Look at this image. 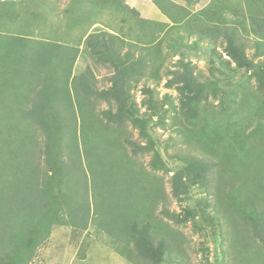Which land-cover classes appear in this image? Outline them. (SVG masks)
<instances>
[{
	"label": "trees",
	"instance_id": "1",
	"mask_svg": "<svg viewBox=\"0 0 264 264\" xmlns=\"http://www.w3.org/2000/svg\"><path fill=\"white\" fill-rule=\"evenodd\" d=\"M66 1L57 13L54 4L59 0H0V264H28L54 226L85 230L90 223L97 232L103 231L99 222L97 226L91 219L87 186L79 191L81 195L76 192L84 169L81 159L101 147V132L113 136L112 142L104 146H117L118 140L124 156L133 160L149 156L146 164L151 170L170 173L148 131L154 117L159 125H164L161 116L169 110L164 107L170 97L165 95L161 102L154 101L153 90L144 86L145 99L137 105L132 93L135 84L142 79L157 84L163 71L168 78L165 87L177 91L178 111L193 127L201 102L207 101L209 95L208 84L196 80L190 61L179 59L173 70L164 68L167 52L161 46L166 40L167 50L178 56L188 38L194 37L191 51L202 39L210 38L217 43L212 52L221 50V65H233L235 71H245L254 78L255 93L264 102V62H254L264 57V0H243L242 4L210 0L198 11L191 8L202 0H179L181 4L153 0L169 24L142 19L137 9L124 5V0ZM104 12L111 14L115 28L97 21ZM53 17L62 23L65 17L70 18V27L88 23L91 32L82 37L78 34L69 42L62 38L65 44L32 42L30 36L41 37L34 25L52 21ZM96 25L112 29L113 34L100 31L98 35ZM5 32L11 34L4 37ZM248 36L255 48L252 58L247 56L242 41ZM123 48L126 49L120 54ZM80 50L91 59L93 67L106 65L111 70L108 88H96L90 66L73 74ZM99 103L109 107L98 111ZM66 107L67 111L62 109ZM140 108L144 113H140ZM170 109H174L171 103ZM128 125L137 130L144 143L132 140ZM195 132L194 128L187 130L189 144L195 140ZM201 146L206 149L203 143ZM211 167L212 163L195 157L186 160V166L170 177L175 197L186 194V180L192 185L202 183L206 169ZM72 169L77 170L76 178ZM109 172L103 170L93 182L98 183L94 187L96 193L106 190L104 183ZM253 195L249 199L242 195L244 200L236 198L241 205L232 217L236 230L227 240V250L222 251V255H232L231 264H264V208L260 207L261 197ZM14 211L21 216L8 219L6 216ZM163 212H167L165 208ZM106 213L101 211L100 216ZM187 214L194 216L193 212ZM142 215L140 220L139 214L133 213L122 228L105 232L115 236L114 250L124 258L126 253L129 263L162 264L171 245L152 235L149 220L153 213L150 219V215ZM169 264L181 263L174 260Z\"/></svg>",
	"mask_w": 264,
	"mask_h": 264
},
{
	"label": "rangeland",
	"instance_id": "2",
	"mask_svg": "<svg viewBox=\"0 0 264 264\" xmlns=\"http://www.w3.org/2000/svg\"><path fill=\"white\" fill-rule=\"evenodd\" d=\"M170 1L181 4L179 0ZM208 1L210 0H202L191 9L198 11ZM232 1L243 3V0ZM66 2L59 0L54 4L57 13L65 7ZM152 2L153 0H124V5L137 9L142 19L169 24L162 10L156 8ZM111 17L110 13L104 12L97 21L100 24L110 23L111 27H114ZM226 18L231 19V15L226 14ZM68 20L70 18L65 17L62 23L53 17L52 21L34 25L35 31H39L41 37L30 36L31 41L39 45L43 44L42 42L65 44L62 38L69 42L78 34V37L90 34V26H86L88 23L80 25L81 27H78L79 23H74L70 27L71 22L67 23ZM106 20L108 22H105ZM66 27L68 29H65ZM98 27V35L100 31L113 34L110 28L105 30L103 26ZM54 30L58 31L52 34ZM2 34L5 37L11 32ZM22 35L28 36L24 33ZM248 38L242 37V41L246 44L247 56L252 58L255 48L251 44L252 37ZM205 39L207 40L202 39L199 42L196 50L191 51L194 37L188 38L178 56L167 50V40L161 46L162 51L167 52L164 68L173 70L179 59L188 60L194 67L196 80L208 84L206 91L209 99L201 102L199 117L193 122L196 126L188 125L178 111L179 96L174 89L165 87L168 78L164 77L163 71L160 72L161 79L157 84L152 80L142 79L135 84L132 91L137 105L145 99L142 93L144 86L153 90L154 101L161 102L165 95L170 97L168 106L164 107L169 110L161 116L164 125H159L155 117L148 124L154 148L160 153L170 173H155L151 170L146 164L151 159L149 156H140L137 160L124 156V151L118 146V140L117 146H104V143L112 142L113 136L101 132L98 138L101 147L97 152L81 159L84 167L81 178L86 184L79 180L76 192L81 195L79 191H84L87 186L91 204L90 218L96 221L97 226L99 222L103 231L97 232L95 225L90 223L85 230L54 226L50 236L36 249L35 256L28 264H131L126 259V253L124 258L114 250L113 243L117 240L115 236L108 235L105 231L122 228L125 219L133 213L139 214L140 220L144 217L142 214L150 215L147 219L154 215L155 219L152 217L149 220L152 235L156 240L162 238L165 243L171 245L162 264H169V261L173 263L174 260L181 264L233 262L232 255H222V251L227 250V240L233 230H236L232 217H235L241 206L236 198L244 200L242 195L249 199L254 196L253 193L257 194L261 197L260 207L264 208V102L263 97L255 93V79L250 78L245 71H235L233 65L223 67L218 58L221 50L215 49V52H212L217 43L210 38ZM125 49H121L120 54H123ZM86 55L80 50L73 74L76 75L86 66H90L95 75L96 88H108L107 78L111 75V70L106 65L93 67L91 59ZM222 58L225 59V56ZM254 62H264V57L255 59ZM230 100L235 101V104H231ZM170 103L175 110L170 109ZM221 104L229 105V108L225 109ZM108 107L105 103H99L97 110H106ZM62 109L67 111L68 107ZM143 111L144 109L140 108V113H144ZM127 128L132 133L133 141L144 143L137 130H132L129 125ZM193 128L196 130L195 140L192 139L189 144L187 130ZM196 140L201 141L206 149L204 150ZM191 157L212 163L213 167L206 169V179L202 183L192 185L186 180V194L175 197L170 177L183 169L186 160ZM99 160L100 165H96ZM72 170L76 178L77 170ZM103 170L110 172L106 174V190L98 194L94 191L98 183L93 182ZM73 187L70 186V189ZM73 197L78 198L76 195ZM164 208L166 214L163 212ZM101 211L108 214L100 216ZM188 211L194 213L193 218L187 214ZM20 216L19 211H14L6 217L9 219Z\"/></svg>",
	"mask_w": 264,
	"mask_h": 264
},
{
	"label": "crops",
	"instance_id": "3",
	"mask_svg": "<svg viewBox=\"0 0 264 264\" xmlns=\"http://www.w3.org/2000/svg\"><path fill=\"white\" fill-rule=\"evenodd\" d=\"M94 27H98V25L94 26Z\"/></svg>",
	"mask_w": 264,
	"mask_h": 264
}]
</instances>
